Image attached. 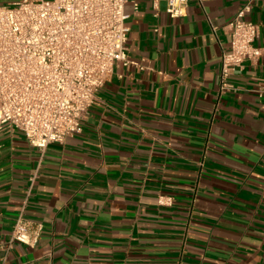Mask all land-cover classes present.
Segmentation results:
<instances>
[{"label": "crops", "instance_id": "crops-1", "mask_svg": "<svg viewBox=\"0 0 264 264\" xmlns=\"http://www.w3.org/2000/svg\"><path fill=\"white\" fill-rule=\"evenodd\" d=\"M247 1L190 0L171 18L166 0H130L139 66L114 67L82 132L42 152L5 126L0 264H264V59L222 93L218 77ZM246 19L264 47V0ZM33 175L31 247L11 239Z\"/></svg>", "mask_w": 264, "mask_h": 264}, {"label": "built area", "instance_id": "built-area-1", "mask_svg": "<svg viewBox=\"0 0 264 264\" xmlns=\"http://www.w3.org/2000/svg\"><path fill=\"white\" fill-rule=\"evenodd\" d=\"M129 1L21 0L0 6V138L10 125L44 152L82 132L114 67L139 66L127 48ZM189 1L166 0V11L171 18L184 17ZM255 3L248 0L228 25L231 49L220 62L221 93L245 62L264 59V47L256 46L260 25L246 19ZM35 179L11 239L31 247L42 232L25 217Z\"/></svg>", "mask_w": 264, "mask_h": 264}]
</instances>
